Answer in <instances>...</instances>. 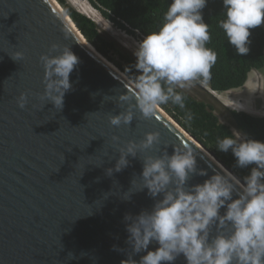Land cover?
<instances>
[{
	"label": "water",
	"instance_id": "obj_1",
	"mask_svg": "<svg viewBox=\"0 0 264 264\" xmlns=\"http://www.w3.org/2000/svg\"><path fill=\"white\" fill-rule=\"evenodd\" d=\"M63 9L54 0H0V264H121L130 251L124 215L151 210L155 201L147 189L122 199L142 172L139 156L110 176L106 169L119 157L117 145L139 142L146 132L160 134L146 154L187 145L208 176L225 172L160 109L151 118L137 112L127 126L109 123V114L122 109L104 96L132 91V79ZM54 42L79 58L60 111L36 95L44 87L39 57ZM18 51L20 61L10 56ZM21 92L29 94L23 109L16 103ZM206 178L194 174L188 182ZM174 264H186L182 254Z\"/></svg>",
	"mask_w": 264,
	"mask_h": 264
},
{
	"label": "clouds",
	"instance_id": "obj_2",
	"mask_svg": "<svg viewBox=\"0 0 264 264\" xmlns=\"http://www.w3.org/2000/svg\"><path fill=\"white\" fill-rule=\"evenodd\" d=\"M207 4L208 0H170L157 28L136 42L133 90L104 96L122 109L109 114L112 126L130 125L137 112L142 118H151L169 103L183 108L184 95L177 89L210 78L217 54L206 46L211 39L203 15ZM222 5L224 19L219 20V27L236 54L246 55L251 30L264 25V0H222ZM10 56L20 61L24 54L18 51ZM39 61L44 87L36 95L60 111L65 94L73 88L70 74L79 58L69 45L54 42ZM132 68L127 71L132 73ZM28 95L21 92L16 98L21 109L27 105ZM118 140V136L112 137L113 142ZM159 141V132L151 131L139 142L117 145L119 157L114 167L106 169L110 176L129 165V156H139L142 172L133 178L122 199L147 189L155 201L151 210L124 215L130 251L121 264H174L181 254L186 264H264V140L235 128L231 135L217 139V150L231 152L236 167L251 166L242 180L229 172L208 176L206 170L197 168V158L187 145L173 147L171 154H146ZM194 174L207 178L190 184ZM153 242L158 246L150 249ZM140 253L145 254L134 259Z\"/></svg>",
	"mask_w": 264,
	"mask_h": 264
},
{
	"label": "trees",
	"instance_id": "obj_3",
	"mask_svg": "<svg viewBox=\"0 0 264 264\" xmlns=\"http://www.w3.org/2000/svg\"><path fill=\"white\" fill-rule=\"evenodd\" d=\"M62 2L64 9L87 40L132 79L135 73V69L132 68L135 56L122 49L116 41L106 38L92 18L63 0ZM89 2L118 28L132 35H137L139 32L143 36L155 30L161 23L170 0H89ZM203 15L209 25L211 36L206 46L216 52L217 60L210 70V78L201 82L208 83L216 92L244 86L252 70L264 68V27L251 30L249 52L246 55H237L235 48L228 43L226 35L218 24L219 20L224 19L222 0H208ZM128 68H132V73L127 71ZM177 91L184 95V107L171 103L162 107L243 179L251 166L238 168L235 166L231 152L217 150V139L231 135L232 129L220 120L215 112V105L198 99L182 89ZM230 114L235 126L241 132L251 138L264 140V116L236 109L230 110Z\"/></svg>",
	"mask_w": 264,
	"mask_h": 264
},
{
	"label": "rangeland",
	"instance_id": "obj_4",
	"mask_svg": "<svg viewBox=\"0 0 264 264\" xmlns=\"http://www.w3.org/2000/svg\"><path fill=\"white\" fill-rule=\"evenodd\" d=\"M56 1L63 7L64 3L62 0ZM63 1L92 18L100 27L102 34L106 38L116 41L122 49L133 54L136 42L142 37L139 32H137V35H132L118 28L111 21L104 18L101 12L92 6L89 0ZM262 26L264 27V25ZM258 71H262V73H259L258 76H254L252 72L249 74L250 78L248 77V82L242 88L218 92L219 95H221V98L211 92L209 84L206 82L197 81L190 87L182 90L197 97L198 99L214 104L215 112L220 120L229 125L231 129L235 128L239 130L235 126L230 110L238 109V106H242L250 113L256 115L264 114V68ZM252 92L253 95L249 94ZM247 95H252V97L249 98Z\"/></svg>",
	"mask_w": 264,
	"mask_h": 264
},
{
	"label": "bare ground",
	"instance_id": "obj_5",
	"mask_svg": "<svg viewBox=\"0 0 264 264\" xmlns=\"http://www.w3.org/2000/svg\"><path fill=\"white\" fill-rule=\"evenodd\" d=\"M56 4H58V6H60V4L54 0ZM60 8L63 9L62 6H60ZM64 10V9H63ZM72 22V21H71ZM72 26L78 31L77 27L74 25V23H71ZM210 88V86H209ZM212 93H215L217 96H219L221 98V96L218 94V92H216L215 90H212L210 88ZM240 107V106H238ZM242 108V107H241ZM177 127L180 128V130H182L198 147H200L213 161H215L225 172H229L232 173L233 175H235L231 170H229L226 166H224L215 156L214 154L210 151V149H208L204 144H202L197 138H195L192 133L190 131H188L185 127H183L173 116H171L162 106L159 108ZM245 111V110H243ZM247 112V111H246ZM236 176V175H235Z\"/></svg>",
	"mask_w": 264,
	"mask_h": 264
},
{
	"label": "crops",
	"instance_id": "obj_6",
	"mask_svg": "<svg viewBox=\"0 0 264 264\" xmlns=\"http://www.w3.org/2000/svg\"><path fill=\"white\" fill-rule=\"evenodd\" d=\"M251 72L254 74V76H258L259 73H262V71H258V70H252ZM251 72H250V73H251ZM250 73H249V74H250ZM248 77H249V76H248ZM249 78H250V77H249ZM248 80H249V79H248ZM247 82H248V81H246V83H247ZM246 83H245V84H246ZM245 84H244V86H245ZM242 87H243V86H242ZM242 87H240V88H242ZM240 88H235V89H240ZM228 91H229V90H228ZM218 94H219V93H218ZM249 94H252V95H253V92H252V93H249ZM252 95H247V96L250 98V97H252ZM220 96H221V95H220ZM241 107H242V106L238 107L239 110L241 109L240 111L245 110L244 107H242V108H241ZM238 109H236V110H238ZM245 111H246V110H245ZM247 112L250 113L249 111H247ZM251 114H253V113H251ZM254 115H256V114H254ZM258 116H264V114H261V115L258 114Z\"/></svg>",
	"mask_w": 264,
	"mask_h": 264
}]
</instances>
